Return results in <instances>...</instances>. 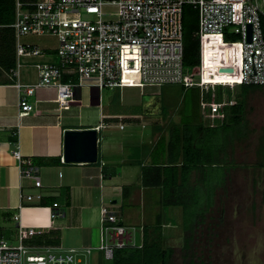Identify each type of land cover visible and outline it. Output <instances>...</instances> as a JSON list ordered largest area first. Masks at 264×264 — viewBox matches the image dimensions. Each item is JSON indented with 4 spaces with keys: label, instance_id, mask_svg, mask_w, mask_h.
<instances>
[{
    "label": "built area",
    "instance_id": "1",
    "mask_svg": "<svg viewBox=\"0 0 264 264\" xmlns=\"http://www.w3.org/2000/svg\"><path fill=\"white\" fill-rule=\"evenodd\" d=\"M109 2L116 5V15L103 17L102 5ZM184 4L196 8L198 14L200 62L192 67L182 62ZM80 9L94 18H83ZM11 25L17 57L46 54L37 44L21 42L19 37L24 34L50 33L58 40L57 59L35 61L36 81L16 83L23 90L18 100L21 116L30 111L27 96L37 86H54L55 100L63 107L75 100V89L85 83L99 88L177 83L198 86L201 115L209 125H216L225 115L223 106L235 102L234 98L216 99L217 86L264 85V0H16ZM207 33L214 34L215 40L205 52L201 37ZM220 35H236L237 39L224 40L217 58L208 59ZM233 61L236 68L228 67ZM129 74L139 79L127 80ZM123 126L120 122L119 127ZM13 156L20 176L30 177L34 186H41L38 166L18 148ZM41 196V192L25 194L27 200ZM57 205L53 202V207ZM52 208L50 214L56 216L58 211ZM13 218L18 221L19 213ZM100 222L98 245L62 247L25 244L23 240L42 233L43 228L23 226L18 221V242L0 239V264H91L92 259L97 260L95 249L103 258L111 259L117 248L141 245L136 242V227L122 223L117 212L104 204L100 206Z\"/></svg>",
    "mask_w": 264,
    "mask_h": 264
},
{
    "label": "crops",
    "instance_id": "2",
    "mask_svg": "<svg viewBox=\"0 0 264 264\" xmlns=\"http://www.w3.org/2000/svg\"><path fill=\"white\" fill-rule=\"evenodd\" d=\"M14 39L16 41L15 33ZM50 57L47 53L17 57L15 51V66L9 72L0 68V239H5L6 221H14L16 225L19 221L23 226L43 228L42 233L26 238V244L62 247L98 245L101 236L100 206L104 204L117 212L122 223L136 227L137 243H142L143 235L156 236L158 231L155 226L160 225V233L173 249L172 241L178 238H182V249L188 247L189 244H184L187 231L183 228L182 207L162 201V186H145L141 181L144 165L154 161L165 164L168 161L170 126L180 119V116L168 119L165 115L152 116L151 122L146 119L148 115L162 111L158 95L160 86H121L139 87L141 94V100L130 113L131 126L127 133L121 132L127 125L119 127V123L125 121L120 106L116 108L112 104L105 110L101 103L104 99L101 89L104 87L88 83L77 87L75 100L63 107H59L55 100L54 86H37L27 96L32 105L30 111L19 115L18 100L23 90L16 83L36 81L35 61ZM130 77L135 78L136 75ZM114 88L121 89H108ZM229 89V96L226 90H221V98H234L236 102L241 85ZM145 94L149 97L143 101ZM133 96L127 93L126 98L129 101ZM111 97L109 102L113 100ZM97 125V160L64 161V129ZM16 148L38 166L41 186H34L30 177L20 176L17 160L13 156ZM230 151L229 160L232 158ZM229 173L222 174L224 182ZM198 175V170L191 171L192 182ZM123 191L128 193L126 197ZM23 192H41L42 196L29 202L23 198L24 195L19 196ZM59 195H65L62 202L58 199ZM214 196L202 207L206 209L212 203L214 205ZM55 201L58 205L53 207ZM52 207L58 211L56 216L50 214ZM14 213H19L18 221L13 218ZM100 253L99 250L93 251L95 256Z\"/></svg>",
    "mask_w": 264,
    "mask_h": 264
},
{
    "label": "rangeland",
    "instance_id": "3",
    "mask_svg": "<svg viewBox=\"0 0 264 264\" xmlns=\"http://www.w3.org/2000/svg\"><path fill=\"white\" fill-rule=\"evenodd\" d=\"M102 14L103 17H114L116 5L110 2L104 3ZM79 15L83 18H94L93 14L85 12L84 9L79 10ZM19 40L35 43L44 48L46 53L54 59L58 58L56 54L58 40L53 34L28 33L20 36ZM214 40V34L202 35V48L205 52L210 49ZM234 46L236 54L238 46L236 44ZM227 66L236 68V62H228ZM130 75L133 74L127 75V80L139 79ZM83 88H81L82 94ZM194 90L195 87H184L177 83L160 85L158 95L162 111L148 115L146 119L151 122L153 117L164 115L168 119H176L181 111L183 113L187 111L189 114L191 112L193 117L198 116V98ZM127 93L134 95L129 101L126 98ZM101 95L104 97L101 103L105 110L112 104L116 108L120 106L122 109L120 111L125 115V121L122 123L127 125V128L121 132L127 133L128 127L131 126L129 125L132 116L130 113H133L132 109L141 100L139 87L126 86L121 89L104 87L101 89ZM110 96L113 99L111 102H109ZM148 97L145 94L143 101ZM246 117L251 130L245 137L235 139L233 142L232 160L235 164L231 165L230 161L224 168L210 167L207 170L212 181L217 179L216 175L230 171L225 182L215 190L214 205L212 203L206 209L202 207L205 199L200 192L203 189L200 183L197 184L196 194H199L202 211L206 210L205 216L195 225L188 247L182 249V238L172 241L174 243L172 261L175 264H187L190 260L195 264H264V167L256 163V151L264 145V140H260L264 126V85L247 95ZM203 121L206 122L205 119ZM192 179L190 176L191 181ZM22 195L25 199V192ZM63 197L65 195H59L58 199L62 202ZM32 200L29 202H33ZM4 224H6L4 238L8 243L16 244L18 242L17 225L14 221H6ZM27 241L23 240L25 244ZM92 245L96 246L97 243ZM96 257L97 260L92 259L91 264L109 263V259L103 258L102 255Z\"/></svg>",
    "mask_w": 264,
    "mask_h": 264
},
{
    "label": "trees",
    "instance_id": "4",
    "mask_svg": "<svg viewBox=\"0 0 264 264\" xmlns=\"http://www.w3.org/2000/svg\"><path fill=\"white\" fill-rule=\"evenodd\" d=\"M16 0H0V68L9 72L15 66V39L11 23L15 17ZM25 1V0H21ZM183 25V54L182 62L186 67H192L200 62V40L196 35L198 26V14L196 8L190 4L182 7ZM234 36L220 35L210 52L208 59H216L220 53L221 43L224 40H232ZM217 55V56H216ZM63 79L64 76H63ZM76 80V77L74 78ZM10 81V80H9ZM241 90L237 101L223 106L224 117L219 124L209 125L201 120L199 107V89L195 87L194 94L198 98V116L193 117L185 111H181L178 123L170 126L168 139V161L165 164L154 161L142 167L141 181L145 186H162V201L165 204L180 205L183 211V228L187 231L184 244L192 237L195 225L204 216L205 210L200 207L197 184L202 185V195L205 202L210 201L214 190L224 182L223 175H216L215 181L207 174L210 167L224 168L227 162L232 165V158L228 154L232 152L235 139L245 137L251 130L246 117L247 95L257 89L260 84H240ZM226 90L227 95L231 90L220 85L215 88V98H221V90ZM210 94V93H208ZM195 111V109L193 110ZM260 140H264V126ZM256 163L264 167V145L256 151ZM180 163V164H179ZM235 164V163H234ZM198 170L199 175L192 182L190 173ZM203 170V171H202ZM206 170V171H204ZM202 171V174H200ZM128 193L123 191V196ZM42 205H45L42 203ZM158 233L149 237L143 235L140 246L128 245L117 248L108 264H175L172 261L174 249L165 242L160 233V225L155 226ZM186 245V246H187ZM101 256V253L99 254ZM105 264V263H100ZM187 264H195L189 261Z\"/></svg>",
    "mask_w": 264,
    "mask_h": 264
},
{
    "label": "water",
    "instance_id": "5",
    "mask_svg": "<svg viewBox=\"0 0 264 264\" xmlns=\"http://www.w3.org/2000/svg\"><path fill=\"white\" fill-rule=\"evenodd\" d=\"M248 39H250V24L248 25ZM97 141V129L94 126L64 129L63 160L66 162H95Z\"/></svg>",
    "mask_w": 264,
    "mask_h": 264
}]
</instances>
